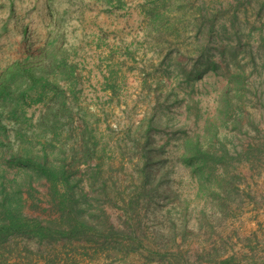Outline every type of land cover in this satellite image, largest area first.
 Listing matches in <instances>:
<instances>
[{"label": "rangeland", "instance_id": "1", "mask_svg": "<svg viewBox=\"0 0 264 264\" xmlns=\"http://www.w3.org/2000/svg\"><path fill=\"white\" fill-rule=\"evenodd\" d=\"M26 59L58 69L6 120L0 264H264V0H0Z\"/></svg>", "mask_w": 264, "mask_h": 264}, {"label": "trees", "instance_id": "2", "mask_svg": "<svg viewBox=\"0 0 264 264\" xmlns=\"http://www.w3.org/2000/svg\"><path fill=\"white\" fill-rule=\"evenodd\" d=\"M55 59L52 60L53 63L50 65L46 64L45 59L36 61V59H29L24 61H17L8 68H6L2 73H0V145L3 147H8L14 149V144L11 141V127L6 121L11 119L16 123H19V117L21 116V108L23 103L27 102L26 99L31 96V94L38 88L40 84L47 82L48 76L57 72L58 65L55 66ZM63 106H51L48 112L45 114L44 122L52 123L54 118L58 114L63 112ZM15 127V126H14ZM22 162H30L31 160L19 157ZM37 169L45 176L51 183H55L59 177L58 171L47 165L46 161H31ZM3 171L0 168V172ZM26 224L19 222L14 223H1L0 224V235L1 233H15L17 231H23ZM39 229H48L50 231H55L57 235H70L73 232L68 231H56L50 227H44L37 223L36 225ZM85 226H81L84 228ZM229 262H224L228 264Z\"/></svg>", "mask_w": 264, "mask_h": 264}]
</instances>
